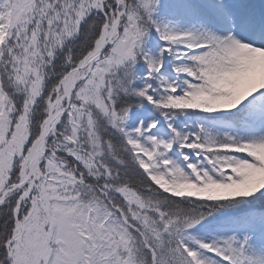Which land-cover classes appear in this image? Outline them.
I'll return each mask as SVG.
<instances>
[{
    "label": "snow or ice",
    "instance_id": "snow-or-ice-1",
    "mask_svg": "<svg viewBox=\"0 0 264 264\" xmlns=\"http://www.w3.org/2000/svg\"><path fill=\"white\" fill-rule=\"evenodd\" d=\"M151 33L164 42L158 58L144 51ZM81 36L45 92L46 70ZM165 54L179 83L162 74ZM140 59L162 94L146 83L132 95L164 112L234 113L264 128V0H0V264H264L247 234L264 229V135L219 141L168 125L166 140L156 119L128 130L131 106L116 103L113 80ZM174 145L188 150L183 163L169 156ZM181 200L254 207L218 225L244 229L242 240L208 242L188 234L205 217ZM152 204L163 220L158 243H145L140 210Z\"/></svg>",
    "mask_w": 264,
    "mask_h": 264
},
{
    "label": "rangeland",
    "instance_id": "rangeland-1",
    "mask_svg": "<svg viewBox=\"0 0 264 264\" xmlns=\"http://www.w3.org/2000/svg\"><path fill=\"white\" fill-rule=\"evenodd\" d=\"M181 29L187 26H180ZM83 43V40L78 38L76 40ZM71 42V41H69ZM63 50L57 54L63 59L69 54L70 43ZM75 43V44H76ZM164 46V42L159 39L154 33L149 34L144 43V51L150 54L153 58H158L161 48ZM72 55V53H71ZM57 60V59H56ZM56 60L54 66L47 69L49 76L46 81L45 92H47L52 86L54 72L57 68ZM165 64L168 67L167 72H163L165 79L169 81L179 80L176 77V73L172 70L174 68V61L171 57L165 54ZM4 71V66L0 65V72ZM148 69L142 59L138 60L133 66H126L121 68L116 73V78L113 80V86L117 89L115 96L116 103L121 106H131V112L126 122V128L132 130L136 128L141 121L145 124L149 123L152 119H156L158 123V129L153 130L154 133L159 132L163 129L162 138L166 140L172 139V133L168 130V125H171L176 131L182 135L191 136L192 134L206 135L209 138L222 141L226 135L235 136L238 140H248L253 138H259L264 135V128L249 123L243 117H235L234 113H202L193 110L177 111V112H164L154 105L149 104L147 101L136 97L131 94L132 89H138L143 87L146 83L152 84L151 94L157 98L162 94L158 80L148 78ZM5 86L10 92L14 91V88L5 80ZM128 88L129 91L126 93L123 89ZM23 95L16 93L17 103H23ZM44 97L40 98L38 106L33 110L32 113V124L34 128L40 126V122L44 117ZM43 111L41 114L40 110ZM34 114L37 116L34 117ZM61 127H57V132H64L68 127L67 117L62 118ZM203 129V132H201ZM53 140L56 137L52 138ZM82 139H86L83 136ZM182 154L188 155L187 149H180L178 145L173 146V151L169 153V156L174 160L183 163ZM192 160L196 162L195 154L192 153ZM66 158V157H62ZM202 159V158H201ZM196 191L197 189H192ZM185 203L184 210L191 213L193 219H198L201 215L205 217L201 223L197 224L194 228L189 230V235L194 240L208 241V242H219L225 238L235 236L238 240H242L245 235V230L239 228L236 225H228L226 227H218V225L225 221L226 218H237L249 213L253 210L252 205L234 204V205H212L201 202H190L189 200H181ZM142 217L140 219L141 226L144 228L146 235L144 236L145 242L149 238H153L154 242L157 235L156 225L163 220V216L160 214L159 206L152 204L145 209L140 210ZM156 217V219L153 218ZM146 217V219H145ZM167 231H172L171 226H168ZM249 236V251L256 254V246L264 243V229L248 230Z\"/></svg>",
    "mask_w": 264,
    "mask_h": 264
},
{
    "label": "trees",
    "instance_id": "trees-1",
    "mask_svg": "<svg viewBox=\"0 0 264 264\" xmlns=\"http://www.w3.org/2000/svg\"><path fill=\"white\" fill-rule=\"evenodd\" d=\"M81 39H82L83 42H84V37H83V36H81ZM76 42H77V41H74V42L71 41V42H69V43H70V47H69V49H71V53H72V56H73L74 58H75L76 56L79 55V52H80V50H81L80 46H81V44H83V43H81V41H79V44L76 43ZM75 43H76V44H75ZM67 46H68V45H67ZM69 49H68V50H69ZM63 60H64V58L61 59L60 56H58V58H57V60H56V63H55V64L57 65V68H56V70H55V72H54V77H53L54 80H53L51 86H53V85L57 82V80H58V78H59V74H60V71H59V70L62 69V66H63ZM42 111H43V109L40 110L39 113L37 112L36 114H37V115H38V114H41ZM36 114H34V117L37 116ZM104 128H105V122L101 121V122H100V130H99V134L102 135V136H104L105 139H108V138H109V137H108V133L104 131ZM108 131H111V129H108ZM114 143H115V141H114ZM124 159H128V158H127V157H124ZM105 161H106L109 165H111V166H113V167H116V168H119V167H120V165L117 164L116 160L112 159L111 155H109L108 153L105 154ZM177 203H179V205H180V207H181L182 209L185 208V203H184V202H182V201H178Z\"/></svg>",
    "mask_w": 264,
    "mask_h": 264
},
{
    "label": "bare ground",
    "instance_id": "bare-ground-1",
    "mask_svg": "<svg viewBox=\"0 0 264 264\" xmlns=\"http://www.w3.org/2000/svg\"><path fill=\"white\" fill-rule=\"evenodd\" d=\"M256 249V254H264V243H261V245H257Z\"/></svg>",
    "mask_w": 264,
    "mask_h": 264
}]
</instances>
